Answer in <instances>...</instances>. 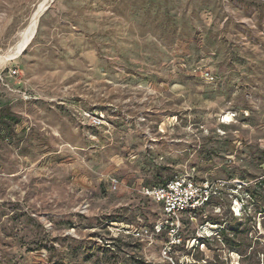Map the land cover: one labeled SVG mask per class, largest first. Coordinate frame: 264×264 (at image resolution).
Wrapping results in <instances>:
<instances>
[{"label":"rangeland","instance_id":"obj_1","mask_svg":"<svg viewBox=\"0 0 264 264\" xmlns=\"http://www.w3.org/2000/svg\"><path fill=\"white\" fill-rule=\"evenodd\" d=\"M44 6L0 64V264H264V0H0V57ZM176 176L219 196L166 259L131 230Z\"/></svg>","mask_w":264,"mask_h":264},{"label":"built area","instance_id":"obj_2","mask_svg":"<svg viewBox=\"0 0 264 264\" xmlns=\"http://www.w3.org/2000/svg\"><path fill=\"white\" fill-rule=\"evenodd\" d=\"M143 195L159 204L162 218L152 226L133 228L131 234L137 239L165 235L163 255L170 259V254L184 243L182 232L186 223L194 222L205 207L219 196V191L217 185L208 181L177 176L162 185L145 188Z\"/></svg>","mask_w":264,"mask_h":264},{"label":"bare ground","instance_id":"obj_3","mask_svg":"<svg viewBox=\"0 0 264 264\" xmlns=\"http://www.w3.org/2000/svg\"><path fill=\"white\" fill-rule=\"evenodd\" d=\"M45 11V6L43 8H41L38 12H36L33 20H32V24H31V29L29 30V32L27 33V35L21 39L19 42H17L14 47H12L10 50H8L7 53H5L4 55H2L0 57V64L5 62L7 59L11 58L12 56H20L23 51L26 49V47L31 43L35 31L38 27V23L39 20L41 18V16L43 15ZM228 120H225L226 122H230L231 119L227 118Z\"/></svg>","mask_w":264,"mask_h":264},{"label":"trees","instance_id":"obj_4","mask_svg":"<svg viewBox=\"0 0 264 264\" xmlns=\"http://www.w3.org/2000/svg\"><path fill=\"white\" fill-rule=\"evenodd\" d=\"M177 177V176H176ZM173 178H175V177H173ZM173 178H166V179H163V180H161L158 184H156L155 186H158V185H162V184H164L166 181H168V180H170V179H173ZM199 181H202V180H199ZM153 187V186H152ZM160 220H161V218H160ZM159 220V221H160ZM188 223H190V222H187L186 224H188ZM222 234H224V232H222ZM205 239L206 238H202V241H205ZM203 244H205V243H203Z\"/></svg>","mask_w":264,"mask_h":264}]
</instances>
